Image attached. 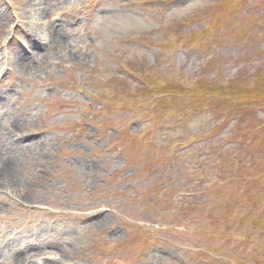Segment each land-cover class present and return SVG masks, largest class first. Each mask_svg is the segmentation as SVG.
I'll return each instance as SVG.
<instances>
[{"label":"rangeland","instance_id":"obj_1","mask_svg":"<svg viewBox=\"0 0 264 264\" xmlns=\"http://www.w3.org/2000/svg\"><path fill=\"white\" fill-rule=\"evenodd\" d=\"M0 154L2 264H264V0H0Z\"/></svg>","mask_w":264,"mask_h":264},{"label":"bare ground","instance_id":"obj_2","mask_svg":"<svg viewBox=\"0 0 264 264\" xmlns=\"http://www.w3.org/2000/svg\"><path fill=\"white\" fill-rule=\"evenodd\" d=\"M38 15H41V14H38ZM41 37H42V34H41ZM11 161H12V159L9 160L6 155L0 154V183L3 184V186H5L7 190L12 189L11 188L12 184H11V182H9L10 179H8L10 177L6 176L12 172L11 168H10V167H12V165H11L12 163L10 164ZM36 253H40V251H37ZM18 254L19 253H17L16 255H18ZM16 260H17L16 256L11 257L12 262H16Z\"/></svg>","mask_w":264,"mask_h":264}]
</instances>
